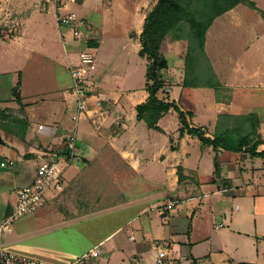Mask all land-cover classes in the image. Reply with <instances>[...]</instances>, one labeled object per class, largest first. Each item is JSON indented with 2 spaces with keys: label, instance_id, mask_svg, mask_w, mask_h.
I'll list each match as a JSON object with an SVG mask.
<instances>
[{
  "label": "crops",
  "instance_id": "crops-1",
  "mask_svg": "<svg viewBox=\"0 0 264 264\" xmlns=\"http://www.w3.org/2000/svg\"><path fill=\"white\" fill-rule=\"evenodd\" d=\"M237 7L217 17L213 24L225 15L228 23L237 25ZM28 8L32 9L23 18L20 33L8 39L2 36L3 40L17 41L29 30L30 18L45 9H35L34 6ZM136 9L139 26L125 34L124 42L114 58L123 63L121 69L116 70L119 62L113 61L110 70L105 69L107 61L102 60L98 64V72L94 75L95 88L89 98L90 110L81 117L85 118V122L81 126L80 138L78 131L79 151L69 166H74L75 173L66 179V185L83 169L92 171L100 161L107 163L117 160L119 165L143 175L146 181L160 185L161 197L158 200L162 202L158 206L154 204L152 208L158 209L160 224L164 227L154 221L149 234L153 235L152 240L139 241L134 253L127 256L123 245L116 238L117 232L123 229L121 227L94 247L115 240L107 251L99 250L100 255L107 256L104 264H129L127 257L132 263L139 260L140 264L144 258L143 264H152L157 241L169 246L174 264H264V156L252 157L244 151L224 149L216 153L211 146L203 147L197 137L187 133L180 136V121L179 126L176 123L172 126L173 121L166 119L170 111L158 120V129L150 128L145 120L138 118L136 106L147 100L148 92L132 86L136 64L132 63L129 53L134 50L139 54V36L147 10L139 6ZM147 9L150 11L152 8ZM213 24L206 34V52ZM1 27L0 22V30ZM60 36L65 43L64 33ZM72 38L77 45V40ZM102 43L100 37L95 51ZM36 62L40 64V60ZM39 64L25 75L20 69L0 65V223L13 212L18 188L33 181L38 165L62 154L65 137L74 126L71 123L75 103L72 81L62 83L61 75L54 70L50 73L49 85L46 65ZM212 64L216 71L213 61ZM178 69L177 75L169 68L164 73L166 86L160 97L165 101H176L182 108L177 89L182 93L187 87L183 85L184 69ZM219 80L222 87L231 90V98L222 101L215 96L212 102H208L206 110L216 111V114L204 115L205 121L200 120L194 111L183 107L184 111L193 113L188 117L190 124L204 128L213 137L222 114L256 113L260 119L259 133L264 140L262 108L254 110L250 99L238 96V92H246L251 96L252 88L263 85L230 84L223 82L220 77ZM202 87L188 88L196 90ZM98 99L100 105L96 104ZM81 147L83 155L80 158ZM262 150L264 143L258 147V151ZM179 167L183 173L181 182L177 173ZM170 189L175 195L169 194ZM60 192L49 191L42 208L16 219L11 230L2 236L3 247L17 255L36 258L44 264H54L47 259L43 249L44 218L47 213L44 208ZM175 200H185L189 207L183 209L181 214H172L178 203L172 207L169 204ZM147 210L144 208L140 214ZM133 222L134 218L127 222L134 236V240L129 238L131 235L128 237L131 241L136 240L135 233L138 230ZM82 255L77 263H85L86 260L79 261Z\"/></svg>",
  "mask_w": 264,
  "mask_h": 264
},
{
  "label": "rangeland",
  "instance_id": "rangeland-1",
  "mask_svg": "<svg viewBox=\"0 0 264 264\" xmlns=\"http://www.w3.org/2000/svg\"><path fill=\"white\" fill-rule=\"evenodd\" d=\"M252 1L256 3L259 10L246 4L238 5L237 25L232 26L228 23L225 15L213 24L205 53L218 81L220 77L223 82L230 84L245 83L252 86L262 84V87L252 88L251 96L246 92H241L243 94L238 92V96L245 100L250 99L254 104V110H259L261 107L264 112V0ZM156 2L157 0H76L75 3H70V8L86 16L85 18L91 22L90 39L98 41L101 37L103 40L95 51L97 64L105 60L108 63L105 69L110 70V64L113 66L114 63L119 62L114 58L124 42L125 34L139 26L136 8L144 7L147 14L149 12L147 8H153ZM33 6L35 9L37 7L45 9L38 11L30 18L29 30L25 35L17 41L3 40L2 36L7 38L8 35L12 38L20 33L22 20L32 9L28 7ZM0 22L2 26L0 65L20 69L25 75L27 71L38 65L39 62L37 64L36 61L40 60L39 65H46V78L49 85V76L54 70L61 75L62 83L72 81L69 63L77 61L80 51L85 47L73 42L70 28L61 27L63 29L61 32L51 3L47 0H0ZM223 22L225 23L222 24ZM187 30L188 25L185 24L180 33L186 37ZM62 33L66 36L65 43L60 36ZM163 42L165 43H162L161 50L168 59V68L172 69L175 75L178 74V68L184 69L185 73L189 40L175 39V34H169ZM257 46H263V48L259 49ZM196 55L199 58L200 55L197 53ZM129 58L136 64V71L132 74V86L139 91H147V59L142 58L134 50L129 53ZM209 63L206 59L200 58L196 66L197 74L199 73L205 79L211 78ZM122 64L119 62L116 70H120ZM165 79L164 76V88ZM222 85L221 83V87L214 89L202 87L190 90L187 87L182 93L177 89L178 95L181 96L180 105L182 108L194 111L200 120L205 121L204 115L216 114V111L206 110L205 105L208 102H212L215 96L222 101L231 98V90ZM75 109L76 103H74V112ZM167 115L166 119L173 121L172 126L174 123L179 126L176 111L172 110ZM84 122L85 118H81L78 122L79 138ZM231 122L229 124H232ZM71 123L74 124L72 119ZM143 125L146 124L143 122ZM81 148L80 158L83 155V147ZM89 170L83 169L77 173L74 180L68 181L65 189L56 197L54 196L53 202L44 208L47 213L44 218L43 249L47 259L55 262L54 264H104L107 256L103 254L90 258L85 263H77V260L84 252H88L101 239L120 227L123 229L117 232L116 238L123 245L126 256L133 254L135 245L139 241L152 240L153 235H149L150 225L154 226V221L160 224L161 215L158 209L152 208L154 204L158 206L162 202L158 200L161 197L158 183L146 181L143 175L134 173L124 165H119L117 160L107 163L100 161L97 167L92 171ZM72 173H75L74 166L68 167L65 178L68 180ZM169 194L175 195L172 189L169 190ZM188 204L185 200H181L173 208L172 214L178 212L181 214L183 209L189 207ZM144 208H148L147 212L140 214ZM133 218V223L138 229L135 233V241L128 238L132 228L127 222ZM160 226L164 227L162 224ZM114 241L111 239L105 242L99 250L107 251ZM143 259L140 264L145 262ZM126 261L129 264H139V260L132 263L130 257H127Z\"/></svg>",
  "mask_w": 264,
  "mask_h": 264
},
{
  "label": "trees",
  "instance_id": "trees-1",
  "mask_svg": "<svg viewBox=\"0 0 264 264\" xmlns=\"http://www.w3.org/2000/svg\"><path fill=\"white\" fill-rule=\"evenodd\" d=\"M239 4H246L259 10L252 0H157L147 13L139 36L141 44L139 54L148 61L146 71L148 98L145 102L138 104L136 110L139 119L145 120L150 128L157 129L159 128L158 120L163 115L171 110L176 111L181 125L180 136L187 133L197 137L203 147L211 146L216 153L224 149L233 152L244 151L252 157H262L264 150L258 151V147L264 143V140L259 133L260 119L256 113L222 114L214 135L211 137L204 128L190 124L188 117L193 115L191 111H184L176 101H165L160 97L164 91V72L169 66L161 46L169 34H175V39L189 40L183 85L186 87H221L205 53L206 34L217 17ZM185 24L188 25L186 37L180 33ZM96 41L89 38L88 43L90 46L97 47ZM196 53L200 55L199 58ZM200 58L206 59L209 63L211 78L205 79L195 71ZM215 159L217 166V157ZM177 173L179 182H181L183 179L181 167L178 168Z\"/></svg>",
  "mask_w": 264,
  "mask_h": 264
},
{
  "label": "built area",
  "instance_id": "built-area-1",
  "mask_svg": "<svg viewBox=\"0 0 264 264\" xmlns=\"http://www.w3.org/2000/svg\"><path fill=\"white\" fill-rule=\"evenodd\" d=\"M76 0H47L56 12V20L60 27L70 28L73 37L78 44L84 45L79 53L77 61L69 63L72 79V92L75 95L76 109L72 114L74 126L65 137V143L61 150L62 154L53 159L42 161L36 170L33 181L17 190V201L13 212L0 223V264H44L42 261L17 255L2 245V236L11 230L14 221L20 217L35 213L42 208L47 201V194L51 190L62 191L66 186L65 171L72 164L78 154V122L82 115L89 110V98L95 88L94 75L98 72L95 47L88 43L91 33V23L84 15L70 8V3ZM8 37V35L6 36ZM100 105V100L96 101ZM179 203L175 200L170 207ZM134 240V236L129 237ZM99 247L96 246L84 253L79 260L83 262L100 255ZM152 264H174L170 255L169 246L162 242H155V252Z\"/></svg>",
  "mask_w": 264,
  "mask_h": 264
}]
</instances>
